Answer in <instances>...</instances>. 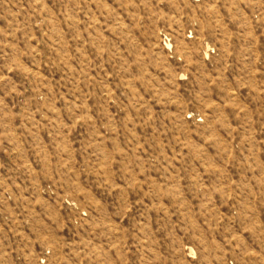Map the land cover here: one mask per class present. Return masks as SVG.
Instances as JSON below:
<instances>
[{
  "label": "rangeland",
  "instance_id": "374dc122",
  "mask_svg": "<svg viewBox=\"0 0 264 264\" xmlns=\"http://www.w3.org/2000/svg\"><path fill=\"white\" fill-rule=\"evenodd\" d=\"M0 264H264V0H0Z\"/></svg>",
  "mask_w": 264,
  "mask_h": 264
}]
</instances>
